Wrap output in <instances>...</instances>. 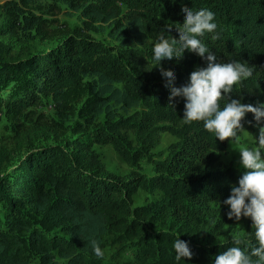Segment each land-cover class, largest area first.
Returning a JSON list of instances; mask_svg holds the SVG:
<instances>
[{"label": "trees", "instance_id": "obj_1", "mask_svg": "<svg viewBox=\"0 0 264 264\" xmlns=\"http://www.w3.org/2000/svg\"><path fill=\"white\" fill-rule=\"evenodd\" d=\"M21 1L22 6L6 1L0 26V91L11 90L0 96V111L5 106L16 119L30 122L13 147L22 149L30 135L51 127L36 109L45 99L62 120L77 115L84 122L74 126L76 137L65 147L31 151L0 175V264H116L92 251L90 241L104 248L106 236L132 248L124 264H211L234 242L224 233L227 225L243 221V237L254 233L250 218L229 219L222 203L242 172L221 162L229 139L220 141L203 121H183L184 99L170 104L166 81L151 60L162 28L172 26L175 36V25L183 23L182 8H210L220 36L212 40L206 33L203 40L219 59L246 60L254 70L231 95L243 103L264 101V0H59L88 21L109 26L118 45L63 25L56 47L13 60L12 53L26 48L23 35L40 25L23 10L38 0ZM197 65L206 62L185 50L163 70L174 71L180 86ZM252 117L248 113L246 119ZM244 126L255 139L258 129ZM163 133L177 142L165 158L154 160ZM96 144L112 146L132 168L153 163V174L122 178L108 172ZM8 151L4 147L0 155ZM139 190H159L164 197L134 207ZM179 235L190 241L193 255L177 261L173 241ZM246 244L249 239L241 246Z\"/></svg>", "mask_w": 264, "mask_h": 264}, {"label": "clouds", "instance_id": "obj_2", "mask_svg": "<svg viewBox=\"0 0 264 264\" xmlns=\"http://www.w3.org/2000/svg\"><path fill=\"white\" fill-rule=\"evenodd\" d=\"M181 14L184 20L175 25V36L172 26L162 28L152 49L153 68L159 69L166 81L170 104L175 107L176 97L184 99L185 123L203 121L204 128L220 141L229 139L230 144L240 145L238 163L242 172L222 203L228 206L229 219L250 218L254 228V233L249 231L246 237H234L233 244L216 254L211 264H264V101L243 103L231 95L233 86L251 77L254 70L246 60L219 59L203 40L206 33L212 34V40L220 36L214 11L184 7ZM185 50L200 56L206 66H195L187 81L176 86V73L163 70V65L166 61L181 60ZM248 113L253 114L252 119H246ZM245 123L258 129L254 143L241 144L242 134H247ZM179 237L173 241L175 259L191 258L190 241ZM244 239H249L250 244L242 247ZM90 243L95 255L103 257L100 241L92 239Z\"/></svg>", "mask_w": 264, "mask_h": 264}, {"label": "rangeland", "instance_id": "obj_3", "mask_svg": "<svg viewBox=\"0 0 264 264\" xmlns=\"http://www.w3.org/2000/svg\"><path fill=\"white\" fill-rule=\"evenodd\" d=\"M8 0H0V26L3 23V6ZM22 6L21 0H15ZM26 15L34 16L40 22L39 27L31 29L23 38L26 42V48L20 53L11 54V59L19 60L29 57L35 53H47L50 48L56 47L62 40L60 36H56V32L60 26L66 25L70 28L79 27L86 29L97 40L110 46H117L118 42L111 35V28L101 23L88 21L80 13L74 12L59 0H38L31 4L23 5ZM13 90V89H12ZM11 90L3 89L0 96L8 97ZM42 112L48 126H51L44 132L37 131L35 135H30L25 146L22 149H15L14 138L17 137L20 129H27L28 121L16 119L6 107H2L0 111V150L4 147L9 150L7 155H0V175L9 174L28 153L42 147H65L67 140L75 138L73 128L78 123L84 122L79 116H70L66 120H62L55 111V107L51 99H45L42 105L36 108ZM103 117L99 121H103ZM21 123V124H20ZM55 126L53 127V125ZM34 124L31 125L33 128ZM246 135L242 134L241 144L254 143L253 136L246 131ZM177 142V138L169 133H163L156 144L153 153L154 160H160L167 156L169 147ZM239 144L232 143L227 145V150L221 156V162L224 166H233L241 169L239 161ZM94 151L99 155L101 162L104 163L106 170L119 177H128L133 172H139L147 176L153 174V163L141 162L138 168L129 166L110 145H94ZM164 194L159 191L147 192L139 190L134 196V207L147 206L152 203L159 202ZM247 232V224L243 221L232 223L226 226L224 233L226 236L243 237ZM104 246V255L100 257L104 263L114 262L116 264H124L132 259V248L130 245H122L112 238L106 236Z\"/></svg>", "mask_w": 264, "mask_h": 264}]
</instances>
